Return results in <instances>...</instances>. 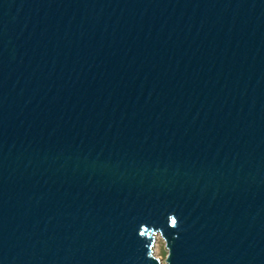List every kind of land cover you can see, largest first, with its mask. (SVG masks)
I'll list each match as a JSON object with an SVG mask.
<instances>
[{
    "label": "water",
    "instance_id": "water-1",
    "mask_svg": "<svg viewBox=\"0 0 264 264\" xmlns=\"http://www.w3.org/2000/svg\"><path fill=\"white\" fill-rule=\"evenodd\" d=\"M0 264H264V0H0Z\"/></svg>",
    "mask_w": 264,
    "mask_h": 264
},
{
    "label": "rangeland",
    "instance_id": "rangeland-1",
    "mask_svg": "<svg viewBox=\"0 0 264 264\" xmlns=\"http://www.w3.org/2000/svg\"><path fill=\"white\" fill-rule=\"evenodd\" d=\"M156 242V241H155ZM159 245L157 247L154 246V252L155 254L160 257V259L163 261L165 258V248H164V242L161 236H159Z\"/></svg>",
    "mask_w": 264,
    "mask_h": 264
},
{
    "label": "bare ground",
    "instance_id": "bare-ground-1",
    "mask_svg": "<svg viewBox=\"0 0 264 264\" xmlns=\"http://www.w3.org/2000/svg\"><path fill=\"white\" fill-rule=\"evenodd\" d=\"M155 247H157L159 245L158 241H159V235H156V240H155Z\"/></svg>",
    "mask_w": 264,
    "mask_h": 264
}]
</instances>
